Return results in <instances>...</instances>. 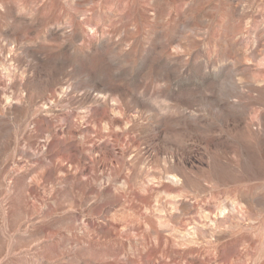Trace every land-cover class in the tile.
Here are the masks:
<instances>
[{"label": "rangeland", "instance_id": "1", "mask_svg": "<svg viewBox=\"0 0 264 264\" xmlns=\"http://www.w3.org/2000/svg\"><path fill=\"white\" fill-rule=\"evenodd\" d=\"M0 264H264V0H0Z\"/></svg>", "mask_w": 264, "mask_h": 264}]
</instances>
